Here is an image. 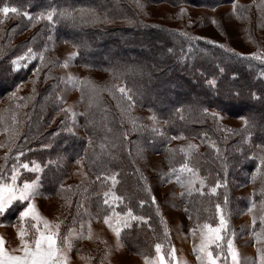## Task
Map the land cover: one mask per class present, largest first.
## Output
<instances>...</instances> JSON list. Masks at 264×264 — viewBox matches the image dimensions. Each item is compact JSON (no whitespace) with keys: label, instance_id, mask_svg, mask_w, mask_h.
I'll return each instance as SVG.
<instances>
[{"label":"trees","instance_id":"1","mask_svg":"<svg viewBox=\"0 0 264 264\" xmlns=\"http://www.w3.org/2000/svg\"><path fill=\"white\" fill-rule=\"evenodd\" d=\"M144 1L171 4L183 1L205 7L235 2V0H0V6L8 5L18 9L17 13H9L6 17L13 19L11 25L16 28V33L29 31L25 40L11 47L5 46L4 57L0 58V71L7 76L8 82L12 85L24 81L29 70L33 68L39 69L37 75L41 86L45 87L49 82L58 79L52 71L56 66L54 59L45 58L41 66L38 65V61L32 60L31 64L28 63L27 67H21L19 70H14L10 63L12 58L22 54L29 47L35 52H40L45 45V36L52 32L75 48L76 63L104 72L109 78L124 80L128 93L134 97L133 102L119 101L118 97L122 94L116 91L117 88L114 86H100L93 91H83L84 112L80 119L85 138L81 136L73 138L71 134L60 132L67 126V121H63L61 112L55 109V106L53 111L57 112H53L51 118L40 121L42 110L37 107L38 102L34 100L31 103V106H34L30 113L31 118L27 117L25 123L24 139L19 141V144L21 142L24 144L19 149L22 153V155L19 153L20 160L27 162L35 160L42 164L46 159H56L60 150L62 154L65 150L68 152L73 150L75 152L73 158L83 157L87 170L95 177L93 187L86 185L84 189L80 188L74 193L75 201L89 200L98 216L103 217L110 209V205L103 203L105 198L103 194L109 188L117 197H122L116 200L115 209L125 212L131 208L133 215L145 218L144 221H131L129 226L122 229L120 237L127 248L148 257L154 254L153 245L156 242H164L166 256L170 257L172 246L168 245V227L158 203L156 205L151 203L152 193L145 190V185L149 186L148 178L139 166L137 157L143 150L151 149L165 155L167 163L173 164L174 160L180 163L197 161L199 171L207 180L214 175V179L226 181L228 187L234 175H240L242 170L246 171V175H250L256 164L251 157L252 147L264 145V62L233 57L203 39L190 41L182 35L187 33L183 30L182 32L167 26L157 27L148 24L140 16L136 17L132 6ZM52 9H56L58 13L76 9L74 15L77 17L79 10L86 12L94 10V14L99 16L101 21L107 16L109 21L123 20L131 23H93L90 15L85 16L88 22L79 18L73 21L57 16L48 23L46 18L42 17H46V13ZM25 13L28 16H25ZM129 34L131 36H128ZM187 34L189 37H195ZM122 46L128 48L126 53L119 56L118 51ZM169 49L172 51L169 52ZM220 68L224 69L222 73L219 71ZM47 74L48 79L45 78ZM174 75L184 80L189 90L177 93L169 89L167 85L174 84ZM213 79L216 81L214 86L209 84ZM47 90H43V93H47ZM6 93L7 91L2 92L3 95ZM167 94H172L171 100ZM42 100L46 104L50 102L47 98ZM23 101L25 100L23 99L21 103ZM131 105L159 116L164 121L162 130L145 129L141 124L143 116L138 112L131 113L129 111ZM204 109L208 110L207 115L204 114ZM211 110L233 118L248 119L249 130L245 132L243 126L232 129L230 133H220L221 130L213 120ZM127 113L131 116L129 125ZM19 116L21 118L24 113L21 112ZM180 135L208 138L207 141L212 142V145L205 144L201 153L192 152L185 156L172 145H168L173 137ZM89 139L92 141L91 144ZM57 174H63V171L51 168L50 165L46 167L40 179L41 189L46 194L58 192L67 195L64 190L67 189L66 178L64 175L58 177ZM112 174H116L118 183L111 186V180L106 177ZM257 183L254 198L258 200L262 198L260 193L264 191V185H260V178ZM210 193L207 183L200 191L182 193L186 212L193 217H204L211 208L212 196L225 195V187H221V193L218 195ZM140 200L146 203L141 206ZM17 208L19 206L16 205V208L4 214L2 218L11 221ZM70 211L69 221L73 217L75 220L79 219V212Z\"/></svg>","mask_w":264,"mask_h":264},{"label":"rangeland","instance_id":"2","mask_svg":"<svg viewBox=\"0 0 264 264\" xmlns=\"http://www.w3.org/2000/svg\"><path fill=\"white\" fill-rule=\"evenodd\" d=\"M234 4L239 5V8H234ZM3 6H0V8ZM132 6L135 14H137L136 17L140 16L152 26H167L168 28H175V30H183L195 37H203L205 41L215 40L217 44H223L226 48L233 49L237 53H243L246 57L252 54L258 56L264 55V11L261 10V6H264V0H235L234 3H222L211 7L183 1L176 4L144 1L143 3L137 2ZM182 9L183 12H181ZM213 20L216 23H213ZM0 21H3V23H0L1 58L4 54L5 46L11 47L17 42L25 40L29 31H19L16 33V28H13L11 25L13 19L11 17L6 18L2 13H0ZM118 22L120 24H125V22L129 23V21L123 20H111L107 23L112 24ZM48 23L50 22L48 21ZM128 36H131V34ZM122 42L124 43L125 41ZM127 48L122 46L118 51L119 56L126 53ZM28 49L32 48L29 47L22 54L16 55L11 59L10 63L12 64V61L17 56H24ZM44 53H46L45 57H43ZM32 54L35 56L34 59L23 60L21 64L28 66V63L31 64L32 60H36L39 62L38 65L40 64L41 66L45 58L50 60L54 59L56 66L52 71L58 79L49 82L45 87L44 85L41 86L39 84L40 78L37 75L39 69L33 68L29 70L27 78L24 81L12 85L8 82L7 76L0 71V90L2 89L0 91V176L6 181L10 180L12 169L15 167L18 170V184H22L25 181H38V194L36 195L37 199L35 204L39 215L45 220H48L51 225H56V227L58 225L59 239L62 243L67 239L71 245L70 249L75 254L74 262L76 264H146L145 257L147 256H141L136 252L130 251L121 240V237H117L112 228L105 223L104 218L108 216L110 222L115 225L116 221L121 217L126 218L128 210L119 212L117 208L115 209L116 201H113L112 197L109 196L110 203L108 205H110V209L103 217H100L95 212L89 200L78 199L75 201L74 193L80 188L84 189L86 185L93 187L95 179L87 170L83 157L74 159L73 154L75 152L73 150L70 152L65 150L63 154L60 150L56 159H46L41 164L35 160L29 162L20 160L19 156V149L24 146L23 142L19 144V141L24 139L25 123L28 118H31L30 113L32 112V107L34 108V106H31V103L34 100L38 102L37 107L42 110V114L39 116L40 121L51 118L54 112L53 106H55V109L57 108L61 112L63 121H67V126L60 130V132L63 134H71L73 138H77L78 136L85 138L80 119V115L84 112L83 96L85 97V93L82 94L83 91H93L100 86L108 85V87L114 86L117 89L124 87L128 92V88L123 82L124 80L109 78L104 72L89 69L76 63L74 61L76 55L75 48L52 32H49L45 36V45L41 48V51L35 52L32 50ZM144 56L146 55L144 54ZM12 67L14 70H17L13 65ZM47 77H49L48 74L45 75V78ZM70 78H74L75 82ZM173 79L175 85H167L169 89L177 93H183L189 90L185 81L179 76L174 75ZM45 89H48L46 91L47 93H43ZM4 91H7L5 95L2 94ZM171 95L167 94L169 100L173 97ZM43 98H47L50 102L46 104L42 100ZM23 99L25 101L21 103ZM64 109H71L76 113V116L73 117L70 113L66 114L63 111ZM129 111L131 113L138 112L143 116L141 124L145 129L162 130L164 121L155 113L132 105ZM211 111L217 112L215 110ZM21 112L24 113V116L20 118L19 114ZM218 113L222 117V119L216 121L217 125H219L218 128L221 130L220 133H230L232 129L245 126L244 118L242 117L233 118L224 113ZM26 114L30 116H26ZM42 115L45 117L43 118ZM152 117H155V119ZM126 118L128 119L129 125V121H131L129 113L126 114ZM58 126L60 127V125ZM13 134L15 135V139H12ZM207 140L208 138L203 139L180 135L173 137L168 142V145H172L183 154L188 151L189 145H193L194 147L188 154L190 155L192 152L201 153L205 144L212 145V142H208ZM182 149L185 151H181ZM252 149L251 157L254 154H260V147L254 146ZM165 157L163 154L161 155L153 152L151 149H146L138 155L137 162L148 178L147 181L151 188V193L156 197L160 212L167 224L169 233L168 245L174 246L176 243L183 257L191 261L193 259L191 257L193 254L192 251L195 247L199 246L201 241L200 228L198 226H202L204 223L216 226L219 223L218 216L215 213V204L220 203L228 222L227 230L224 233L225 241L222 242L224 244L225 255L227 253L226 240L227 238H232L233 245L240 253L242 259H246L249 262L256 259L257 248L261 245L257 243L255 233L260 231L259 217L264 215V206L261 205L264 197L258 200L254 198L258 186L257 182L260 178V185H264V177L258 174L255 181L251 179L252 173L256 170L257 160L254 159L256 164L250 175H246V171L242 170L240 175H234L235 179L232 178L230 180V186L225 187V193L228 197L227 203H224V195L221 197L212 196L210 199L211 208L205 213L204 217H193L186 212V206L182 202L181 194L188 193L187 188L182 187L181 183L177 181V176L183 181L190 175L187 172H180V166L185 162L180 163L174 160L173 164H171L167 163ZM77 160H79V163H77ZM33 162L40 166L41 171L33 172L21 167L23 163H29L31 167ZM186 162L189 167L196 170L200 178L204 179V185L206 183L208 184V191L210 192V189L215 186L218 179H214L215 176L212 175L210 180H207L199 171L197 161ZM193 163L194 165H191ZM49 165L51 168H57L63 171V174H57V176L61 177L64 175L66 178L67 189L64 190L68 193L67 195L58 192L46 194L42 191L40 179H42V175ZM172 169H175V172L170 171ZM29 177L30 179H28ZM224 182L222 181L221 184L223 185ZM110 183L112 186V182ZM221 187L217 189V195L221 193ZM200 190L201 186L197 181L193 185L192 192ZM107 191H109V188ZM253 202L256 207L253 208L252 212H249L248 208L251 207ZM68 211L72 213L79 212V219L75 220L73 217V220L71 219L69 221ZM114 213H119L120 216H115ZM253 216L257 217L255 226L252 225ZM136 220L138 221L139 219ZM131 221L134 220L129 219L128 224ZM124 227L121 225V231ZM192 229H195V235L190 231ZM6 231H11L14 236L15 231L12 229L3 231L4 236H8ZM157 243L162 244V254L166 255L167 252L164 247V242H156L155 244ZM155 244L153 245L154 250ZM213 249L215 251L214 245ZM155 254L154 251L153 255ZM153 255L148 256V258H155L152 257ZM167 258L170 260L171 256ZM220 261V263L225 262L223 256ZM193 264H200V262L196 261ZM227 264H231L230 257L227 260Z\"/></svg>","mask_w":264,"mask_h":264},{"label":"snow or ice","instance_id":"3","mask_svg":"<svg viewBox=\"0 0 264 264\" xmlns=\"http://www.w3.org/2000/svg\"><path fill=\"white\" fill-rule=\"evenodd\" d=\"M234 8H239V5L234 4ZM261 10L264 11V6H261ZM18 9L16 7H9L8 5H4L2 8H0V13L4 14L5 17L9 13H17ZM76 9L72 10H64L57 12L56 9H52L49 11L46 15L47 21L52 22L54 20V17H61L64 19H72L75 21L77 18L80 20H85L86 15L91 16V22H109L108 17L105 16L103 20L101 21V18L99 16H96L94 14V10H88L87 12L85 10H79V17L75 16L74 13H76ZM183 12V9L181 10ZM25 16H28L27 13L24 14ZM30 18V17H29ZM31 19V18H30ZM85 22H88L85 20ZM131 23V21H129ZM213 23H216V21H212ZM0 23H3V21H0ZM183 36H185L186 39L190 41H198L201 39H204L203 37H189L187 33H182ZM206 43L211 44L213 46L219 47L224 50L226 53H230L233 57H239L240 59H259L261 62H264V55H256L252 54L251 56H244L243 53H237L235 50L226 48L223 44H217L215 40H207ZM172 50L169 49V52ZM35 56L32 54V49H28V51L24 54V56H17L13 61L12 65L14 68L19 70L20 67L27 66L26 64H21V61L23 60H31L34 59ZM67 66V65H65ZM219 71L222 73L224 71L223 68H220ZM73 82H75L74 78ZM216 81L213 79L209 81V84L214 86ZM119 93L122 95L118 97L119 101H124L125 103H130L134 101V97L129 94L124 87H120L116 89ZM66 114H71L73 117L76 116V113L72 111L71 109H64ZM204 114H208V110L204 109ZM212 118L214 121H217L219 119H222L220 114L218 112L211 113ZM155 119V117H152ZM63 123V121H62ZM245 124V132L249 130L250 122L248 119H244ZM127 138L126 135L124 137ZM12 139H15V135L13 134ZM92 141L89 139V144H91ZM193 145L188 146V151L185 152V155L187 156L191 149L193 148ZM213 147H215L213 145ZM217 152H219L218 149H216ZM181 151H185L182 149ZM22 155V153H20ZM253 158L257 160L256 164V170L252 173L251 179L253 181L256 180L257 175H261V177H264V145L260 146V154H254ZM77 163H79V160H77ZM22 168L31 170L33 172H39L41 171V168L38 164L35 162L32 163V166L30 167L29 163H23L21 165ZM172 172H175V169L170 170ZM180 172H187L190 175L183 181H181L180 177L177 176L178 183H181L182 187H186L188 193L190 194L193 190V185L198 181L201 190L204 187L205 181L203 178H200L194 168H191L188 166V163L185 162L180 166ZM100 177H97L99 179ZM106 179L111 180L112 184L115 185L118 183L116 179V174H112L106 177ZM146 179V178H145ZM18 180V170L17 168L12 169V174L10 177V180L6 181L2 176H0V214H7L8 212H11L14 208H16L17 203H19L20 208H17L16 211L18 212L19 221L23 223L26 219L30 218L31 221H35L36 223L33 225L35 228L36 235L34 236V239L31 243H29L28 240L25 239V237L28 235V232L21 228L19 232L17 233L22 248L20 251L22 252L21 255H15L11 254L6 251L4 245L5 241L2 237H0V264H67V251L70 249L71 245L68 243L67 239L63 241L62 246L57 245V236L58 233L55 231H52L49 226V222L42 218L38 212L36 211L35 205L32 202L33 198L38 194L37 189V180L32 181H25L22 184L17 183ZM221 186L226 187V181L224 184H221V181L218 179L216 181V184L214 187L210 189L211 194H216L217 189ZM145 190L147 192H151V188L147 185H145ZM201 194H203L201 192ZM105 199L103 200V203L105 205H108L110 203L108 197L111 196L113 201L120 200L122 197H117L114 192L111 190L104 192ZM262 197H264V191L260 193ZM228 197L227 194L224 195V203H227ZM140 205L143 206L146 201L140 200ZM151 203L153 205L157 204V200L155 196H151ZM261 205L264 206V200L261 201ZM256 207L255 203L251 205V207L248 208L249 212H252L253 208ZM157 212L159 213V208L157 207ZM215 213L218 216L219 223L216 226H212L209 223H204L202 226H198L200 228V236L201 241L198 247L194 248V251L197 254V259L200 261V264H220L221 257H224V260L227 261L230 257L231 264H264V215H261L259 217L260 221V231L258 233H255L256 241L261 246L257 248V258L248 261L246 259H242L240 256V253L233 245V239L227 238L226 245H227V253L225 255V249L224 244L222 243L225 241V235L224 233L227 230L228 222L225 218L224 212L222 210L221 204L217 203L215 204ZM115 216H120L119 213H114ZM105 223L109 225V227L112 228V230L115 232L116 236L119 237L121 233V225L127 227L128 220H142L144 221V217H137L134 216L132 213V209L129 208L126 213V218L121 217L116 221V224L113 225L110 222V218L108 216H105ZM146 222V221H145ZM257 222V217L253 216L252 218V225L255 226ZM43 224V230L39 227L40 224ZM58 228V225H57ZM195 235V229L190 230ZM165 235H167V231H165ZM234 235V233H233ZM215 246V251L212 250V246ZM162 244L157 243L155 244V258L149 259L148 257H145L146 264H166V258L165 255L162 254ZM15 251V250H13ZM169 255L173 256L175 255L174 249L170 251ZM170 264V262H169Z\"/></svg>","mask_w":264,"mask_h":264},{"label":"crops","instance_id":"4","mask_svg":"<svg viewBox=\"0 0 264 264\" xmlns=\"http://www.w3.org/2000/svg\"><path fill=\"white\" fill-rule=\"evenodd\" d=\"M30 182V181H29ZM36 199H37V196H35L33 198V203L35 205V208H36V211L38 212V209L36 207ZM19 204V203H17ZM19 208H20V205H19ZM39 214V212H38ZM4 214H0V237H2L5 241V249L7 252L11 253V254H15V255H21L22 252L20 251V249L22 248V245H21V241H20V238L18 236V232L21 228L25 229L27 232H28V235L25 237L26 240L29 241V243L32 242V240L34 239V236L36 235L35 233V228L33 227V225L36 223L35 221H31L30 218L26 219L23 223H21L19 221V217H18V212L15 211V214L13 215L12 217V220L11 221H8V220H4L2 218ZM48 221V220H47ZM49 222V221H48ZM49 226H50V229L52 231H55L58 233V236H57V245L58 246H62L63 243L60 241L59 239V229L53 225L50 224L49 222ZM7 227H11V228H7ZM39 227L41 228V230H43V224L41 223L39 225ZM7 229H12L14 232V236L12 235L13 233H11V231H6V233L8 234V236H4L3 235V231L7 230ZM174 249L175 251V255L174 257L171 256V259L168 260L167 256L165 257L166 258V264H193V262H200L198 259H197V254L196 252L193 250L192 251V256L193 259H191V261L189 259H185L183 257V254L180 252V249L178 248V246L176 245V243L174 244V246L172 245V248H171V251ZM15 250V251H13ZM212 250L214 251L213 249V246H212ZM67 264H76L74 261H75V254L73 253V251L71 249H69L67 251ZM155 255H153L152 257H155ZM151 257V258H152ZM221 262V261H220ZM220 264H227V261H225L224 263H220Z\"/></svg>","mask_w":264,"mask_h":264}]
</instances>
